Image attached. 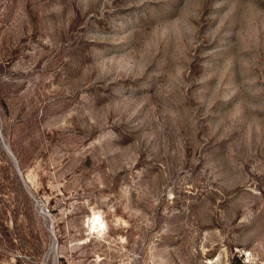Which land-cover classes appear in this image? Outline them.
I'll use <instances>...</instances> for the list:
<instances>
[{
	"label": "rangeland",
	"instance_id": "rangeland-1",
	"mask_svg": "<svg viewBox=\"0 0 264 264\" xmlns=\"http://www.w3.org/2000/svg\"><path fill=\"white\" fill-rule=\"evenodd\" d=\"M0 264H264V0H0Z\"/></svg>",
	"mask_w": 264,
	"mask_h": 264
}]
</instances>
